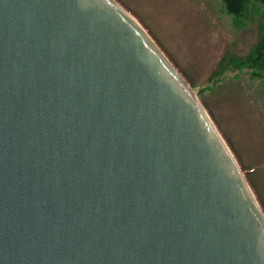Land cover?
<instances>
[{
  "label": "water",
  "instance_id": "water-1",
  "mask_svg": "<svg viewBox=\"0 0 264 264\" xmlns=\"http://www.w3.org/2000/svg\"><path fill=\"white\" fill-rule=\"evenodd\" d=\"M0 264H264L245 173L115 0H0Z\"/></svg>",
  "mask_w": 264,
  "mask_h": 264
},
{
  "label": "rangeland",
  "instance_id": "rangeland-1",
  "mask_svg": "<svg viewBox=\"0 0 264 264\" xmlns=\"http://www.w3.org/2000/svg\"><path fill=\"white\" fill-rule=\"evenodd\" d=\"M180 72L237 159L264 211V80L247 70H226L225 58L246 59L261 39L263 8L246 18L222 0H115Z\"/></svg>",
  "mask_w": 264,
  "mask_h": 264
},
{
  "label": "trees",
  "instance_id": "trees-1",
  "mask_svg": "<svg viewBox=\"0 0 264 264\" xmlns=\"http://www.w3.org/2000/svg\"><path fill=\"white\" fill-rule=\"evenodd\" d=\"M224 11L234 16L238 19L246 18L251 7L256 5L261 6L264 9V0H222ZM262 17L264 19V10L262 12ZM226 60H228L226 62ZM225 62L229 63L230 66L225 67ZM225 67V68H224ZM221 74L218 71L213 73V79L219 78L230 69L234 70H247L251 73V77L254 80H264V27L261 28V39L259 43L255 46L253 52L246 59L237 60L235 58H225L219 63V69Z\"/></svg>",
  "mask_w": 264,
  "mask_h": 264
},
{
  "label": "bare ground",
  "instance_id": "bare-ground-1",
  "mask_svg": "<svg viewBox=\"0 0 264 264\" xmlns=\"http://www.w3.org/2000/svg\"><path fill=\"white\" fill-rule=\"evenodd\" d=\"M123 10H124V9H123ZM125 12H126V11H125ZM126 13H127V12H126ZM127 14H128V13H127ZM128 16H129L131 19H133L129 14H128ZM133 20H134V19H133ZM134 21H135V20H134ZM135 23L138 24L136 21H135ZM138 25H139V24H138ZM139 27L142 28L140 25H139ZM142 29H143V28H142ZM147 35H148V34H147ZM149 37H150V36H149Z\"/></svg>",
  "mask_w": 264,
  "mask_h": 264
}]
</instances>
